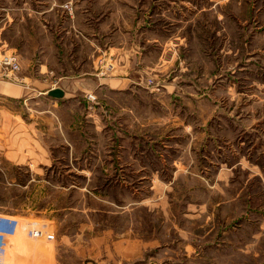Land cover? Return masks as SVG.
<instances>
[{
    "label": "rangeland",
    "instance_id": "1",
    "mask_svg": "<svg viewBox=\"0 0 264 264\" xmlns=\"http://www.w3.org/2000/svg\"><path fill=\"white\" fill-rule=\"evenodd\" d=\"M30 1L0 0V55L16 53L22 67L19 81L0 84L25 88L0 94L3 143L31 133L34 111L53 105L29 89L32 79L44 92L59 84L38 61L56 53L61 27L89 33L87 8L103 14L100 58H117L110 47L137 26L145 42L166 44L150 47L160 62L147 80L158 92L145 81L118 96L87 82L84 104H57L65 125L81 122L63 133L56 120L50 140L73 147L52 149L48 170L0 149V214L21 224L13 243L26 256L57 247L67 264H264V0H57L39 26L29 16L14 26ZM7 25L13 46L1 41ZM29 223L56 241L29 238Z\"/></svg>",
    "mask_w": 264,
    "mask_h": 264
},
{
    "label": "crops",
    "instance_id": "2",
    "mask_svg": "<svg viewBox=\"0 0 264 264\" xmlns=\"http://www.w3.org/2000/svg\"><path fill=\"white\" fill-rule=\"evenodd\" d=\"M56 1L57 0H31L30 2L32 3L33 8L28 9L29 13L22 14L20 18H11V21H14L13 24L15 26L24 19V16H29L32 21L34 20V17H36V24L39 26V18L43 19L49 16L51 13H55ZM78 6L80 5H76L75 7L76 12L74 16L71 19L66 18L67 21L76 23V18L80 17ZM38 7H42V10L39 11ZM22 10L25 11V8H23ZM84 12L85 14H87L85 16L86 25L84 26L91 28L88 31L89 33L78 30L75 26L73 27L74 31H72L70 28L67 29L65 27H61L60 31L57 33L60 43L56 47V53L54 55L53 53H51L48 59L47 56L45 57L44 55H41L40 61H38L40 62L39 67L41 74H45L49 71H55L54 73L57 75V80L59 81L58 86H53L49 88L47 92H44L41 90V84L39 83V85L32 79L31 85L33 88L29 87L32 92L37 93L36 96L33 95L34 98L42 97L40 99L46 101L48 100L53 105L38 108L34 111V113H37L39 116L37 117V122L33 121L31 123V133L28 132L27 129H25V132L28 133L18 134L15 130L11 132L15 134L14 138L2 139L4 143L0 140V149L7 150L5 152V155L12 156L16 158L17 161L21 162H24L25 159H28L34 163L37 162L38 166H41L39 171L42 172L45 171L44 168L48 170V168L50 167L49 163H53V160H57L54 158L55 156L52 155V149H54L55 147L66 145L69 147H73V143L66 137H61L59 139L60 142L50 140V135L52 134L51 131L53 130V126L56 120L58 122H61L60 130L59 128L57 130H59V132L64 131L61 125H65V123L62 121L63 119L61 120L56 115L58 110H60L62 107L59 108L60 105L57 104L60 103L64 106V104L71 99H74L78 104H84L86 102L85 98L87 97L88 93L82 88L83 83L87 82H92V84H95L96 88L99 86L100 89L107 87V89L111 90V93L113 92L118 96L123 93L130 94L132 92V88H130L131 86L133 87L135 85L142 84L145 85V81H147V79L150 77L149 75L151 74V72L159 66L160 54H157L155 60H152L151 57L153 54L151 53L150 47L163 49L164 45L166 44L164 42L162 47V45H160V40L152 37H146L147 42H145V31H140L138 26L135 27V30H131L130 32L123 34V37L125 38L124 43L122 42L119 44H115L113 47H110V50H114L117 53V71L115 75L106 79H100L99 77H97V63L98 59L102 56L101 54H104L103 51L105 44L103 42L104 33L102 29H98V26H102L101 19L103 18V14L96 13L94 15L88 8ZM14 26L11 27V25H7L5 31H3L2 33V43L13 46L12 34H14ZM45 26L47 27V29H52V27L49 26L48 23ZM132 28H134V25ZM23 32L24 31L22 30L17 31L18 34H21ZM69 34H72L74 40H72V43L70 45L66 43V38ZM50 47L53 52V47ZM85 47H89L90 51L86 53V55L82 56L81 53L84 51ZM51 59L55 60L56 62L52 64L49 63L48 61H51ZM12 85L13 87H8L7 85L0 84V94L2 93L4 95H10L14 98H19L17 96H23L25 88L17 84ZM75 86L78 88H75ZM53 88L62 89L65 93L64 97L62 99L50 97L48 95V91ZM3 113L4 112L0 110V115H2ZM78 122H81L79 116L73 118V122L70 123L69 126H65L71 129V126L76 127V124ZM19 127L22 128L21 126ZM0 129L3 130L1 127ZM12 143H15L13 147L11 146ZM0 216L9 217L2 214H0ZM59 251L60 249L54 247L52 251L48 249L47 252L45 249V251H43L42 253L29 251L26 256L23 254L20 248L13 243L12 239H10L5 246L1 261L4 264H19L23 262H26V264H67L61 259ZM9 253L11 255H14L10 260ZM13 257H15V259Z\"/></svg>",
    "mask_w": 264,
    "mask_h": 264
},
{
    "label": "built area",
    "instance_id": "3",
    "mask_svg": "<svg viewBox=\"0 0 264 264\" xmlns=\"http://www.w3.org/2000/svg\"><path fill=\"white\" fill-rule=\"evenodd\" d=\"M70 13H73V7L71 3L65 5ZM107 57L100 58L97 77H108L110 74L116 71V58L112 57V53H109ZM22 67L19 57L16 53H2L0 55V79L9 81H19L17 75L21 72ZM108 74V75H106ZM106 75V76H105ZM148 81V80H147ZM147 86L152 90L155 89L158 92L159 86L153 80L149 79ZM154 92V91H153ZM89 100L95 101L96 96L89 95ZM20 221L12 217L0 216V264H4L1 261V257L4 253L5 246L8 241L14 238L20 228ZM27 234L29 238L33 240L45 239L49 243H53L56 240L54 234L48 232L46 225H40L39 223H29L27 227Z\"/></svg>",
    "mask_w": 264,
    "mask_h": 264
},
{
    "label": "water",
    "instance_id": "4",
    "mask_svg": "<svg viewBox=\"0 0 264 264\" xmlns=\"http://www.w3.org/2000/svg\"><path fill=\"white\" fill-rule=\"evenodd\" d=\"M48 95L50 97L56 98V99H62L65 95L64 91L60 88H53L50 91H48Z\"/></svg>",
    "mask_w": 264,
    "mask_h": 264
}]
</instances>
